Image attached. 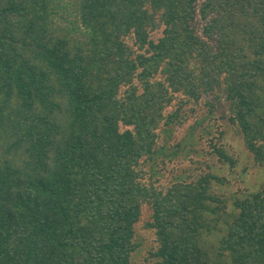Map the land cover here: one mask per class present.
Wrapping results in <instances>:
<instances>
[{
	"label": "trees",
	"instance_id": "16d2710c",
	"mask_svg": "<svg viewBox=\"0 0 264 264\" xmlns=\"http://www.w3.org/2000/svg\"><path fill=\"white\" fill-rule=\"evenodd\" d=\"M196 5L0 0V264H131L145 202L161 264H264V183L235 199L219 244L204 250L206 211L223 230L226 203L209 191L222 179L207 172L166 191L141 180L157 129L181 115L164 114L176 94L211 112L224 97L264 165V0H204L203 36ZM60 7L78 17L55 22Z\"/></svg>",
	"mask_w": 264,
	"mask_h": 264
},
{
	"label": "rangeland",
	"instance_id": "374dc122",
	"mask_svg": "<svg viewBox=\"0 0 264 264\" xmlns=\"http://www.w3.org/2000/svg\"><path fill=\"white\" fill-rule=\"evenodd\" d=\"M203 1L197 0V13L192 22L198 36H203L205 24L199 12ZM60 8L61 10L52 15L55 22H73L78 17L73 7L68 10ZM162 29L151 31V39L157 41L162 35ZM126 41L130 46L137 47L132 36H128ZM126 89V86L121 88V95ZM215 104V111L211 112L205 100L196 102L184 94L174 95L172 102L164 109V114L168 116L181 106V115L171 124H166L164 119L156 131L158 138L155 150L139 164V168L143 169L141 180L147 184L154 183L155 187L163 191L177 182H192L207 172L222 179L221 182L213 180L209 191L226 203L225 209L219 211L222 220L218 224L224 231L215 228V223L209 219L216 213L206 211V224L211 230L203 229L200 242L204 250H211L213 244H219V239L227 227L226 221H230L236 211L233 204L235 199L251 197L264 183V165L255 162L245 146L239 128L228 121V103L223 97L220 103ZM126 128L128 127L124 125L121 127L122 130ZM219 131H223L220 137ZM209 137H212L211 142L207 141ZM213 142L222 146L225 153L234 160V164L218 158L211 148ZM224 204L220 203L221 206ZM211 205L215 206L217 202ZM153 220L152 203H143L140 218L135 223L133 241L138 247L131 255V264H161L160 258L153 255L158 246L155 229L151 226Z\"/></svg>",
	"mask_w": 264,
	"mask_h": 264
}]
</instances>
